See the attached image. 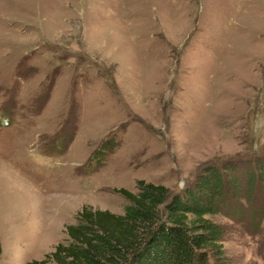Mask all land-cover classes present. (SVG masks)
Returning a JSON list of instances; mask_svg holds the SVG:
<instances>
[{
  "label": "rangeland",
  "instance_id": "1",
  "mask_svg": "<svg viewBox=\"0 0 264 264\" xmlns=\"http://www.w3.org/2000/svg\"><path fill=\"white\" fill-rule=\"evenodd\" d=\"M224 165L225 254L264 264V0H0V264Z\"/></svg>",
  "mask_w": 264,
  "mask_h": 264
},
{
  "label": "trees",
  "instance_id": "2",
  "mask_svg": "<svg viewBox=\"0 0 264 264\" xmlns=\"http://www.w3.org/2000/svg\"><path fill=\"white\" fill-rule=\"evenodd\" d=\"M235 172L234 166L206 167L178 194L145 181L136 193L119 189L127 201L122 214L84 206L66 226L67 239L27 264H230L225 229L212 218L225 213L230 197H243ZM255 185L250 177L248 190Z\"/></svg>",
  "mask_w": 264,
  "mask_h": 264
}]
</instances>
